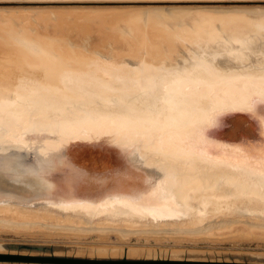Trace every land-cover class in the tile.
<instances>
[{
    "label": "bare ground",
    "instance_id": "6f19581e",
    "mask_svg": "<svg viewBox=\"0 0 264 264\" xmlns=\"http://www.w3.org/2000/svg\"><path fill=\"white\" fill-rule=\"evenodd\" d=\"M199 1L0 0V114L51 99L86 104L109 96L134 98L141 93V82L164 69L199 61L200 52L224 57L218 49L228 44L245 38L264 41V2ZM77 163L83 164L89 183H94L92 172L116 167L101 155ZM209 177L196 179L191 191L208 189ZM206 195H193L180 214L152 220L63 214L1 193L0 254L22 248L58 255L64 246L63 253L90 256L78 258L82 264H109L122 255L127 258L117 264L130 263L132 257L221 256L247 260L225 264H264V252L188 248L264 247L263 205ZM2 234L33 243H6ZM32 257L31 264L61 260ZM158 261L153 264H164Z\"/></svg>",
    "mask_w": 264,
    "mask_h": 264
},
{
    "label": "water",
    "instance_id": "95a60500",
    "mask_svg": "<svg viewBox=\"0 0 264 264\" xmlns=\"http://www.w3.org/2000/svg\"><path fill=\"white\" fill-rule=\"evenodd\" d=\"M226 1L254 2H205ZM249 39L160 71L134 98L6 109L0 194L63 214L152 220L180 214L196 194L264 206V41ZM93 155L116 167L89 183L77 159ZM206 177L208 189L191 191Z\"/></svg>",
    "mask_w": 264,
    "mask_h": 264
},
{
    "label": "rangeland",
    "instance_id": "374dc122",
    "mask_svg": "<svg viewBox=\"0 0 264 264\" xmlns=\"http://www.w3.org/2000/svg\"><path fill=\"white\" fill-rule=\"evenodd\" d=\"M167 5V4H165ZM4 239V241L6 243H12L19 245L21 244V242L25 245H31V243L33 242H29L26 239H23L22 237L16 236L14 234H2L1 235ZM8 236V237H7ZM13 236V238H12ZM8 238V239H7ZM15 238V239H14ZM22 238V239H21ZM12 239V240H11ZM17 239V240H16ZM19 239V240H18ZM17 242V243H16ZM27 242V244H26ZM29 242V243H28ZM163 246H166V248H176L174 247V244H163ZM185 245H183L181 248H184ZM61 249L64 246H60ZM188 248H194V249H207V250H227V251H254V252H264V247L263 246H257V245H247V246H243V245H239L237 247H223V248H219V247H211V246H189ZM20 249L22 248H17L15 251H5L6 254H0V264H31L29 255L33 256L32 258H43V256H47V257H55V258H59L61 259L60 261H58L60 264H82L79 262V259H87L88 256L87 254H82L81 256L73 254V252L70 253H63L61 252V249L58 250L59 254L58 255H53L51 254H43V253H30L28 251L22 252L20 251ZM125 258H127L125 255H122L120 257H117L116 260H112L113 262L109 263V264H117L118 260L123 261ZM132 259L130 263L127 264H153V263H157L158 262H162L164 264H180L183 261H194L197 264H225V263H232L234 261H239L241 263H246L247 260H225L223 259V257H218V258H196V259H192V258H182V259H170V258H166V257H161V258H146V257H135ZM149 259V260H148ZM68 260V261H67ZM58 262H56L55 264H59ZM120 262V261H119Z\"/></svg>",
    "mask_w": 264,
    "mask_h": 264
}]
</instances>
